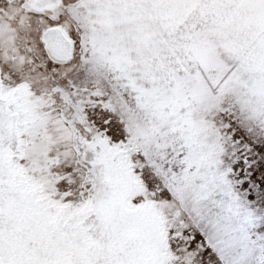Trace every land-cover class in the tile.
I'll use <instances>...</instances> for the list:
<instances>
[{
    "label": "snow or ice",
    "instance_id": "1",
    "mask_svg": "<svg viewBox=\"0 0 264 264\" xmlns=\"http://www.w3.org/2000/svg\"><path fill=\"white\" fill-rule=\"evenodd\" d=\"M0 264H264V0H0Z\"/></svg>",
    "mask_w": 264,
    "mask_h": 264
}]
</instances>
